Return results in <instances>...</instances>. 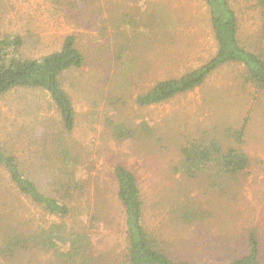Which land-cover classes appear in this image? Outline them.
<instances>
[{
  "label": "rangeland",
  "instance_id": "rangeland-1",
  "mask_svg": "<svg viewBox=\"0 0 264 264\" xmlns=\"http://www.w3.org/2000/svg\"><path fill=\"white\" fill-rule=\"evenodd\" d=\"M231 3L242 43L264 56V17L250 0ZM6 35L23 40L27 58L57 51L73 36L83 56L80 68L60 78L74 108L71 133L46 92L16 88L0 98V146L47 195H55V179L62 177L55 143L62 139L78 154L79 184L68 201L78 216L71 214L65 224L90 233L96 261L124 264V210L113 174L122 165L137 179L144 227L172 259L227 263L245 254L255 228L264 264V92L243 85V67L228 64L169 101L135 102L157 82L179 78L215 54L204 0H0V37ZM141 122L152 129L150 139L142 137ZM111 124L135 127L138 134L116 140ZM204 136L225 149L240 143L248 153L247 168L224 189L208 190L205 175L189 179L172 171L182 144ZM188 200L208 217L179 221ZM59 221L21 195L0 166V244L13 228L28 234ZM0 264L67 263L52 251L28 247L0 257Z\"/></svg>",
  "mask_w": 264,
  "mask_h": 264
},
{
  "label": "trees",
  "instance_id": "trees-1",
  "mask_svg": "<svg viewBox=\"0 0 264 264\" xmlns=\"http://www.w3.org/2000/svg\"><path fill=\"white\" fill-rule=\"evenodd\" d=\"M253 8L264 17V0H250ZM216 43L215 54L200 67L179 78L157 82L148 91L138 95V106H151L169 101L177 95L192 91L218 68L228 64L243 67L240 74L243 85L264 92V56L251 51L241 41L239 22L231 0H204ZM22 39L17 35L0 37V98L16 88H33L46 92L50 103L56 108L65 132L74 129V108L63 88L60 78L64 72L80 68L83 56L73 36H66L59 50L39 58L24 57ZM111 134L119 141L134 139L138 130L123 124H111ZM142 137L150 139L154 134L145 122L139 124ZM242 134V132L240 131ZM241 134L238 135L241 137ZM180 159L172 171L193 179L200 175L208 177L206 187L217 191L228 187L247 168L248 153L240 143L223 148L218 139L204 136L185 141ZM54 154L60 176L54 185L55 195L43 193L36 183L22 170L18 159L0 146V166L6 171L15 189L45 213L57 217L48 227H39L32 233L11 229L0 244V257H11L17 250L28 247L52 251L67 264H103L91 254L89 232L70 229L65 221L71 214L78 216L71 202V194L78 187L79 156L71 151L62 139L55 143ZM116 195L124 210L126 250L124 264H196L174 260L163 241L143 225V202L135 175L122 165L113 171ZM57 194V196H56ZM179 221L191 223L208 217L195 202L188 200L179 208ZM245 254L221 264H263L259 258V242L255 228L248 233Z\"/></svg>",
  "mask_w": 264,
  "mask_h": 264
}]
</instances>
